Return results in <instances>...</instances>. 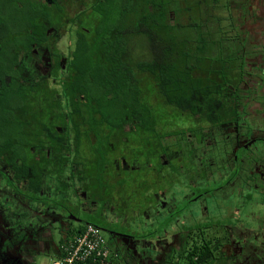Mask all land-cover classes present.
Masks as SVG:
<instances>
[{"label": "flooded vegetation", "instance_id": "af4514ba", "mask_svg": "<svg viewBox=\"0 0 264 264\" xmlns=\"http://www.w3.org/2000/svg\"><path fill=\"white\" fill-rule=\"evenodd\" d=\"M92 12L78 3L73 13L83 17L64 23L71 33L39 20L27 50L9 52L13 73L0 77V264L60 255L88 225L111 239L107 264H264V84L252 87L258 101L228 92L220 118L151 109L143 87L139 103L123 104L113 81H91L113 88L94 95L90 81H75L74 63L101 24L100 14L81 25Z\"/></svg>", "mask_w": 264, "mask_h": 264}, {"label": "trees", "instance_id": "16d2710c", "mask_svg": "<svg viewBox=\"0 0 264 264\" xmlns=\"http://www.w3.org/2000/svg\"><path fill=\"white\" fill-rule=\"evenodd\" d=\"M62 1L0 0V77L13 73L9 52L27 50L29 41L34 39L26 32L40 30L39 20L51 22L48 13L37 15L31 3L50 9L60 6ZM100 3L106 9L96 11L102 19L96 37L92 38L94 46L82 39L74 59L81 71V78L76 77L75 81H90L88 90L94 95L110 93L114 88L120 102L137 104L141 88L151 84L156 89L154 98L163 97L178 111L194 115L207 111L220 118L221 106L229 103L226 95L235 87L230 81H240L236 87L247 85L249 93L260 84L253 85L248 73L251 68L246 64L261 71L255 77L264 83V63H259L264 61V31L258 35L252 27L264 17L261 15L264 3L260 0H103ZM224 19L228 22L225 26ZM242 25H249L247 32H239ZM231 26L234 32L228 35ZM228 45L246 52L247 61L239 63L226 51ZM102 49L104 52L98 57ZM91 81H105V84L113 81V88ZM236 102L230 103L234 109ZM155 108L151 99V109ZM118 110L119 106L114 107V128L122 126ZM146 120L153 124L149 117ZM111 260L114 262V258Z\"/></svg>", "mask_w": 264, "mask_h": 264}, {"label": "rangeland", "instance_id": "374dc122", "mask_svg": "<svg viewBox=\"0 0 264 264\" xmlns=\"http://www.w3.org/2000/svg\"><path fill=\"white\" fill-rule=\"evenodd\" d=\"M99 1L100 0H83L81 2H77V0H68V1H66V3L63 1L62 4H64V5L61 4L60 7L54 6L55 7L54 9H51V8L47 9L44 5H40V4H38L36 6L33 3H31L30 7L34 9L33 11L35 13H37V15H45V14L48 13L52 23H54V25H55V29H62L63 27L66 26L64 24V23H67L65 20H70V22H72L73 21L72 19H80V18L83 17L79 13H73L75 10H77L78 3L79 4H84V6L88 9V13H89L90 9H96V11H98V12H104L106 7H105L104 3H100L102 1H100V2ZM260 1H262L264 3V0H260ZM67 7L68 8L71 7V9H68ZM28 9H30V8H28ZM89 17H90V20H94V21L99 20L100 13L92 12L89 15H86L83 18L85 22L83 21V24H81V25H83L84 28L89 27V26L86 25V21L89 20L88 19ZM225 19H224V26L228 24L227 21L225 22ZM66 27H67L68 33H69V31L71 33V30H70V27H69L68 24H67ZM231 27H229L228 35H231L234 32V27H232L233 29ZM254 27H255V32L258 35L261 34L262 31H264V17L260 18L257 21L256 25H254ZM248 29H249V25L246 26V27H245V25H242V28L239 30V32L244 31V33H245V32H247ZM255 44H256V42H255ZM227 48H228V50H226V51L228 53H230L232 56H235L236 59H238L239 63L242 60H245L247 58V53L246 52L238 51L233 46H230V45H228ZM247 59L245 61H247ZM94 61H97L96 57H94ZM245 66H250V68H251V70H249L248 73H249L250 76H252L253 85L258 84L259 82L261 84H264L262 81H257L256 80V77H255L256 73L261 72L256 66L251 67L252 64H246ZM230 73H232V72H230ZM246 74L247 73L245 72L244 75L246 76ZM145 81H151V80L150 79H146ZM230 82L232 83V87L235 86L234 89H238L239 88V91H240V88H241V92L247 94L245 96L247 98V100L249 99V100H253V101H258V100H262L263 99V97H254V96L250 95V93L247 92L248 89H249V87L247 85H242V87H236L237 85L240 84V81H230ZM244 82L246 84H248V85L250 84L249 81H242L243 84H244ZM233 84H235V85H233ZM257 89L258 88H256V90ZM143 90H144L145 93H147L149 95V97L151 99L155 97L154 94H156V89L151 84L145 85L143 87ZM263 92H264V90H263ZM243 93H241V94H243ZM151 94H153V95H151ZM257 94H258V96H262V92L261 91H258ZM230 95H232V99H237L236 96L232 92L230 93ZM159 101L160 102H159L158 106L155 108L156 110L163 109V110L168 111L169 113H171V115H173L175 117H179L180 116V114H179V112L177 110H175L173 107H171V106L167 105L166 103H164L163 97L160 96V100ZM248 103L250 105L249 107H251L252 109L257 108V106H254L253 103H251V102H248ZM101 235L105 239V243H106L107 248L110 250V259H113L114 258V246L111 244V239H110L109 235H107V233H105L104 231H101ZM54 236H55V241L56 242H59L61 240V237H62L61 233L55 231ZM59 243H61V241ZM63 247H62V249H63ZM58 258H59V255L54 253V252L50 253V254L49 253H38V255L36 256V260L34 261V264H52Z\"/></svg>", "mask_w": 264, "mask_h": 264}, {"label": "built area", "instance_id": "2783aa9c", "mask_svg": "<svg viewBox=\"0 0 264 264\" xmlns=\"http://www.w3.org/2000/svg\"><path fill=\"white\" fill-rule=\"evenodd\" d=\"M110 250L98 228L88 225L82 234L76 235L62 249L52 264H107Z\"/></svg>", "mask_w": 264, "mask_h": 264}, {"label": "crops", "instance_id": "0c3cea01", "mask_svg": "<svg viewBox=\"0 0 264 264\" xmlns=\"http://www.w3.org/2000/svg\"><path fill=\"white\" fill-rule=\"evenodd\" d=\"M261 15H264V9H262ZM252 27H254V26H252ZM254 28H255V27H254ZM253 59H254V58H253ZM258 60H259V59H257L256 62H258ZM259 63H264V61H263V60H262V61H259Z\"/></svg>", "mask_w": 264, "mask_h": 264}]
</instances>
